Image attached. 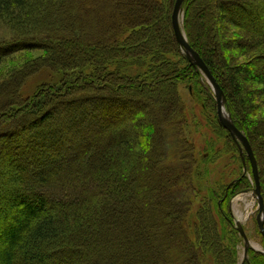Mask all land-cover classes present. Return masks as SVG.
I'll return each mask as SVG.
<instances>
[{
    "label": "trees",
    "instance_id": "obj_1",
    "mask_svg": "<svg viewBox=\"0 0 264 264\" xmlns=\"http://www.w3.org/2000/svg\"><path fill=\"white\" fill-rule=\"evenodd\" d=\"M101 2L0 0L12 36L0 62L44 53L0 77V174L9 179L0 264H240L229 202L251 182L216 116L243 172L193 210L220 157L186 136L179 86L204 91L174 35L176 0H119L111 11ZM183 25L250 142L264 199V0H185ZM45 71L50 80L23 93ZM241 264H264V254Z\"/></svg>",
    "mask_w": 264,
    "mask_h": 264
},
{
    "label": "rangeland",
    "instance_id": "obj_2",
    "mask_svg": "<svg viewBox=\"0 0 264 264\" xmlns=\"http://www.w3.org/2000/svg\"><path fill=\"white\" fill-rule=\"evenodd\" d=\"M101 1L103 6L105 7L104 10L110 11L114 9L115 6H117L119 3V0ZM95 20L96 19L90 20V26L97 27V24L91 25L93 24V22H96ZM183 22L184 12L181 20L182 28L184 31ZM106 23L107 22H100V25L102 24L101 28L106 26ZM11 38L12 36L9 31L0 24V42H2L3 40L8 42L9 40H11ZM4 53H6L4 50H0V55H3ZM43 56L44 53L42 51L20 52L17 54L12 53L8 55L7 58L2 60V62H0V77L5 78L15 73L22 72L29 66L31 62L38 61ZM242 61L244 62L243 59ZM262 67L264 68V62ZM75 76H77V73H75ZM199 79L201 88L205 93L202 91L200 93H195L190 84L181 83L179 86V93L186 106V116L188 120V127L185 130L186 136L189 141H191L196 146L199 152H205L206 154L208 153L210 155L212 154L213 157L215 155H218L220 158L216 161L215 164L206 167L208 169L207 177L204 178L198 186V188H200L201 190L197 193V195L199 194V197L197 196L195 198L196 201L193 207L194 214L201 204V199L209 192V190H216V188L220 186L221 182L226 184L229 181L238 178L244 170V174L247 175L249 182H251V186L242 189L231 198L229 202V213L231 215L233 228L237 230V223L242 225V227L244 228L251 245L248 251H256L264 254V238L259 230L257 221L259 216V200L255 194V182L253 174L249 173L252 170L251 165L248 161L249 172L246 165L247 172L245 173V167L243 170L241 169V164L239 162V159L237 158L238 155H236L235 152L229 149L228 143L225 139V135L217 130L216 123L218 122V120L216 122V119L214 118L215 116L217 117V115H213L212 113L210 114L209 108L207 106V94H210V96H213V98L215 99L214 91L210 83L202 73L200 74ZM49 80V72L45 71L41 74H37L36 78L33 77L32 79H30L29 84L25 87L23 93L26 94L30 89H32V91H35V87L37 85H39L40 83L48 82ZM261 99L262 101H259L260 104L256 112L262 119L260 125L264 137V98ZM226 109L228 111L227 104ZM261 141L264 142V138ZM261 164L262 171H264V160H262ZM0 181V218H2V220H6L9 218L8 215H5L8 209V206L6 208V205L8 204L7 201L9 200L6 201V204L4 192L9 190V183H7L9 182V179L0 174ZM245 249L246 245L244 240H242V242H240V245L238 246L240 264L245 260ZM19 260V264H29L27 260L23 261L22 258H19Z\"/></svg>",
    "mask_w": 264,
    "mask_h": 264
},
{
    "label": "water",
    "instance_id": "obj_3",
    "mask_svg": "<svg viewBox=\"0 0 264 264\" xmlns=\"http://www.w3.org/2000/svg\"><path fill=\"white\" fill-rule=\"evenodd\" d=\"M184 4H185V0H176L172 12V27L176 41L181 47L187 60L195 68H197L210 83L214 91L215 99L217 102V114H218L219 124L230 134L233 141L237 145L242 157V162L245 167V173L247 172V168H246L247 161H249L251 165L252 174L255 182V194L259 200V216L257 219L258 227L264 238V199L262 197V192H261V184H260L259 168H258L257 160L255 158L254 152L252 150L248 138L236 127L231 116H229L228 118L224 117L223 107H225L227 104L225 93L223 92L217 80L211 73L210 69L207 67L205 62L200 57V55L190 46L186 38V35L183 31L181 24L183 12H184L183 10ZM237 231L239 232L241 238L244 240L246 245V249H245V259H246L249 252L248 250L251 247L250 240L244 228L239 223H237Z\"/></svg>",
    "mask_w": 264,
    "mask_h": 264
},
{
    "label": "bare ground",
    "instance_id": "obj_4",
    "mask_svg": "<svg viewBox=\"0 0 264 264\" xmlns=\"http://www.w3.org/2000/svg\"><path fill=\"white\" fill-rule=\"evenodd\" d=\"M200 72V71H199ZM201 73V72H200ZM215 102H216V99H215ZM223 113H224V117L228 118L229 117V113L226 109V106L223 107ZM216 115H217V119H218V114H217V102H216ZM218 123H219V119H218ZM220 125V124H219ZM221 128H223L221 125H220Z\"/></svg>",
    "mask_w": 264,
    "mask_h": 264
}]
</instances>
